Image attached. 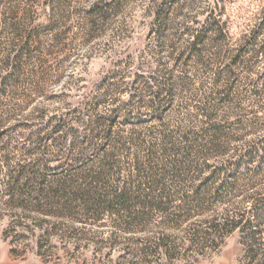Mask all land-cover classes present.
<instances>
[{
  "label": "rangeland",
  "instance_id": "rangeland-1",
  "mask_svg": "<svg viewBox=\"0 0 264 264\" xmlns=\"http://www.w3.org/2000/svg\"><path fill=\"white\" fill-rule=\"evenodd\" d=\"M217 19L231 42L214 34ZM248 30H253L252 41L243 37ZM202 31L205 36L196 40ZM247 42L252 43L246 63L234 71V82L229 65L238 55L232 50ZM250 72L264 73V0H0V128L11 137L13 158L18 144L40 148L59 121L66 127L67 149L97 129L100 117L125 108L137 87H160L165 90L163 117L148 118L145 107L132 125L121 120L112 125L116 135L134 139L127 151L115 152V162L133 193L148 191L151 178L163 179L175 209L199 164L213 161L215 154L209 157L203 149L212 146L216 133L222 131L227 139L223 156L229 159L242 142L262 132L249 128L264 121V97L244 89ZM219 73L223 77L217 80ZM222 89L230 96L225 105L215 96ZM97 143L113 150L100 137ZM76 159H51L49 165H83L87 174V157ZM233 178L232 219L251 221L264 209V170L254 163ZM37 218L43 221L38 226L31 219L19 227H9L8 217L0 220V264H251L248 229H236L210 248L187 222L161 227L166 223L160 215L148 235L128 230L120 224L127 221L123 217L99 222L80 216ZM160 233L169 236L163 248ZM112 236L119 237L116 247ZM129 240L131 252L125 244Z\"/></svg>",
  "mask_w": 264,
  "mask_h": 264
},
{
  "label": "trees",
  "instance_id": "trees-1",
  "mask_svg": "<svg viewBox=\"0 0 264 264\" xmlns=\"http://www.w3.org/2000/svg\"><path fill=\"white\" fill-rule=\"evenodd\" d=\"M214 24V34L219 39L222 34L228 42H231L227 27L222 25L220 28V19ZM205 34L204 31L199 32L195 39H202ZM253 36V30H248L243 35L251 41L254 39ZM218 38L215 41L217 45ZM250 43L252 42L232 50L238 55L231 56L232 66L229 65L228 76L230 79L233 77V81L237 78V73L234 71L240 69V64L246 63L245 53ZM194 45L195 43L191 46ZM215 52L218 61L222 60L220 46ZM221 76L223 77V74L219 73L217 80H220ZM243 84L244 89L248 90L247 94L259 99L264 97V73L250 72ZM134 91L132 99L125 108H120L109 116L100 117L97 129H90L89 134L85 135L81 142L71 141L67 149H65L67 142L63 136L66 127L61 121L51 127L50 132L43 137L40 148L16 145L14 158L9 150L11 137L6 130L0 128V220L8 217L11 220L9 227L14 225L19 227L23 221L30 219L38 226L43 222L39 221L38 216L43 218L80 216L95 222H99L104 217L117 219L123 217L127 221L120 224L126 226L128 230H137L148 235L151 233L150 228H154L155 215H160L166 223V227L164 223L161 227L167 228L171 224L179 228L187 222L190 230L202 235V241L208 242L210 248L218 247L224 238L232 234V231L241 229L245 232L248 229L247 235L251 240L249 250L252 255H250L252 257L250 263L253 264L262 253V258L257 264H264V209L255 213L251 221H246L244 216L233 220L230 200V184H233V176L236 172L246 167L249 169L254 163L258 166V170H264V121L260 119L258 122L250 123L251 130L256 132L261 129L262 132L257 139L250 142L246 139L242 142L229 159L228 155L223 156L227 150V139L224 141L222 131L214 135L212 146L203 149L209 157L212 153L215 154L213 161L205 163L203 167L199 164L197 176L179 193L181 205L176 207V210L174 199L168 194L163 179L151 178L148 191L139 188V193L136 194L132 192L130 183L121 180L119 175L115 152L127 151L134 143V139L129 141L116 135L112 125L117 127L119 125L117 121L120 120L132 125L133 123L130 122L140 117V110L145 107L150 108L151 113L148 118L157 115L160 119L164 112L161 96L163 92L165 94V90L162 91L160 87L153 90L152 87L139 86ZM215 96L219 105H225L224 98L230 97L224 96V89L216 91ZM146 98H149V101ZM240 129L246 131L243 125ZM97 137L104 139L106 145L112 146L113 150L109 153L106 147H100ZM15 152L13 151V154ZM78 156L87 157L88 161H84L90 163V167L95 170L92 172L90 168L86 174L83 165L76 168L64 164H60L59 168L49 165L51 159L69 162V160L76 161ZM96 163H99L98 166H95ZM58 169L61 170V175L56 174ZM113 175L116 179L114 182L111 181ZM180 176L181 174L178 173V178ZM192 219L196 221L192 223ZM115 224L119 227L117 221ZM199 225L206 226L208 230L201 231ZM168 238L169 236L160 233L159 241L162 242V248ZM111 239L116 247L119 237L112 236ZM148 241L147 237L142 240V244H147ZM125 244L128 252H131L129 247L131 241Z\"/></svg>",
  "mask_w": 264,
  "mask_h": 264
}]
</instances>
